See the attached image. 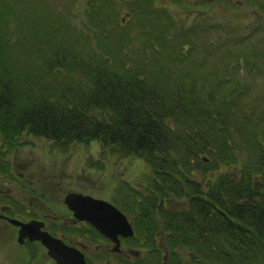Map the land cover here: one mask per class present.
<instances>
[{
    "label": "trees",
    "instance_id": "16d2710c",
    "mask_svg": "<svg viewBox=\"0 0 264 264\" xmlns=\"http://www.w3.org/2000/svg\"><path fill=\"white\" fill-rule=\"evenodd\" d=\"M135 8L142 22L146 7ZM257 8L264 14L263 5ZM146 10L159 19L151 7ZM89 11L85 27L90 35L77 33L63 17L61 23L44 14V28L29 23V34L19 35V41L13 35L16 25L12 33L5 27L13 14L0 10L1 173L9 176L8 154L29 146L22 141L26 137L50 141L60 152L73 144L96 143L106 156L139 159L143 170H148L147 181L151 178L164 186L159 191L161 199L166 198L167 188L179 195L188 192L180 188H186L195 169L203 173L222 168L225 173L218 174L212 188L206 189L209 200L190 199L181 212L182 225L190 228L178 227L176 235L182 244L193 243L180 247L181 264H264V128L260 130L264 110L259 111L253 102L247 111L240 109L239 117L242 97L238 96L245 95L247 86L230 80L206 85L184 76L173 81L160 70V63L154 73L155 86L147 83L136 75L137 65H124L125 29L113 34L108 31L111 15L94 18L97 9ZM20 18L14 14L12 20L21 23ZM171 27L164 26V37ZM166 43L165 38L156 40L153 55L167 50ZM229 62L225 60L224 69ZM232 66L237 69L235 59ZM168 78L171 85L164 84ZM197 155L206 157L207 165ZM232 168L235 176L226 173ZM124 183L120 181L122 187L116 193L134 194L136 190ZM195 188L199 190L198 185ZM172 224L178 226L176 221ZM22 247L24 254L19 249L13 254L14 264L36 263L41 247L37 243Z\"/></svg>",
    "mask_w": 264,
    "mask_h": 264
},
{
    "label": "rangeland",
    "instance_id": "374dc122",
    "mask_svg": "<svg viewBox=\"0 0 264 264\" xmlns=\"http://www.w3.org/2000/svg\"><path fill=\"white\" fill-rule=\"evenodd\" d=\"M70 1L71 3L68 0H34L35 5L29 8L30 4L24 6L29 0H0V10L3 14H15L21 9L24 13L20 21L32 23L33 26L40 23L38 28L41 29L44 28L42 22L44 14L48 17H56V20L61 23L64 19V22L77 33L90 35V31L85 27L87 18L82 6L86 0H81V4ZM144 1L130 0V3L119 6L117 9L116 21L119 23L122 17L126 19L124 29H127V38L131 39L121 51L125 66L134 68L137 65L136 75L142 76L153 86L157 80L154 78V73L160 61L162 63L160 70L162 72L165 70L166 76L171 77V80L176 81L177 77L184 76L207 85L210 81H223L220 78L225 74L221 66L228 57V53H238L233 56L239 55L241 59L250 54L253 61H256L255 54L258 53L257 65L260 67L258 71L260 75L248 73L243 61H240L238 73L234 69L228 70V77H232L230 81L249 86L244 96H238L242 97L241 105L237 107L239 117H242L240 109L247 111L253 102L259 105V111L264 110V18L258 13L260 10L257 8L260 5L264 6V0H206L205 5L192 3L189 5L192 7L183 0H159L156 6L159 9L168 8L169 11L163 14L164 12L158 8L152 10L161 16L158 17L159 19H154L153 13H148L145 9L147 17L141 22L137 18L135 7L137 6V9L149 7ZM23 8L29 9L25 11ZM97 11L100 13L102 9ZM126 11L129 15L127 18ZM98 13H94V18H98ZM167 14L175 20L173 24L168 20ZM12 18L13 15L5 27L8 32H11L13 25L10 22L12 21L17 27L13 35L20 41V36L29 34L28 23L25 26L24 23L14 22ZM150 21H157L158 24L153 22L151 24ZM166 24L168 27L172 26V32L164 37ZM184 27L187 29L183 30ZM108 31L116 34L112 26ZM95 34L99 36L100 30H96ZM101 35H106L104 29ZM162 38L166 39L167 43L164 47L168 49L161 50L155 56L153 55L154 42L156 40L160 42ZM187 40L192 43L189 47ZM247 62H251V57L247 58ZM164 84L171 85L169 78L164 81ZM260 123V130L263 131L264 120ZM22 141L29 142V146L8 154L11 172L7 176L0 171V189L4 190L2 194H4L3 200L6 199L5 203L10 204L12 200L19 202L18 209L22 213L31 206L32 210L28 211L27 216L35 214V208H42L47 216L55 213L63 214L65 206L62 200L67 191L91 195L93 198L106 201L110 199L115 189L122 187L119 185L121 180L134 185L146 183L144 175L148 170L146 168L145 171L143 170L144 164H140L139 159L134 157L122 159L111 154L106 156L99 151V145L96 143L73 144L66 152H60L45 139L26 137L22 138ZM92 163L98 167L91 166ZM234 173L235 171H232L231 174ZM13 175L16 180L12 182ZM187 180L189 184L185 190L194 189L190 182H197V178L192 177ZM5 193H8L10 197H5L7 195ZM1 200L2 197H0V203ZM176 217L181 218L180 215ZM195 226L191 227V231ZM16 233V228L0 223V264H14L12 259L13 254H17L16 249L24 254L23 245L18 247L16 244ZM44 252L42 247L39 248L35 259L37 262L31 264H51V260ZM89 258L92 259V256L89 255Z\"/></svg>",
    "mask_w": 264,
    "mask_h": 264
},
{
    "label": "flooded vegetation",
    "instance_id": "af4514ba",
    "mask_svg": "<svg viewBox=\"0 0 264 264\" xmlns=\"http://www.w3.org/2000/svg\"><path fill=\"white\" fill-rule=\"evenodd\" d=\"M183 1L188 6L192 3H195V5H205L207 3L206 0ZM128 3H130V0H109L110 14L116 18V8ZM148 3H151V1ZM158 3L159 0L153 2L156 5ZM97 6L104 5L98 4ZM121 19V22L126 20ZM192 173L194 174L193 177L197 178V184H194L193 187L198 185L199 190L182 193L183 196L176 194L177 192H174L176 189L167 188V192L163 193L166 198H159V191L164 189V186L159 185L157 181L153 183L154 181L151 178L147 181V177H144L146 183L134 185V183L125 181L126 188L136 190L134 194L123 193L122 195L121 193V196H119L116 193L117 189H113V194L111 193L108 202L126 217L125 219L132 231L130 236L116 235L111 240L101 235L96 229H90L87 222L74 219L73 214L67 208L63 209V214L55 213L53 216H48L47 225L53 230H60V240L65 245L79 250L84 255L86 264H181L180 259L182 260L183 254L179 251L180 247L193 244H182V241L176 235V231L179 230L178 227L180 229L189 228V226L181 223L184 221L181 212L187 209L183 206H187L190 199L207 200L208 198L209 200L210 198V193L206 189L208 184L211 183L212 177L208 176V172L201 173L195 170ZM15 180V175H13L12 182ZM3 191L0 189V197H2L0 223L3 225L6 223L7 226H10L7 219L31 220L26 215H22L21 211H18L19 202L12 200L10 204L5 205ZM5 194H7L5 197H10L8 193ZM67 194L68 191L65 195ZM122 205L126 208L129 207V210L123 211ZM13 211L16 212L13 213ZM39 213L36 211V215H39ZM176 215H180L181 218L176 217ZM172 221H176L178 226H174ZM89 255H93L95 259L91 260ZM193 258L194 255L190 253V260L192 259L191 261L194 263ZM51 263L54 264L52 261ZM196 264L200 263L197 262Z\"/></svg>",
    "mask_w": 264,
    "mask_h": 264
},
{
    "label": "water",
    "instance_id": "95a60500",
    "mask_svg": "<svg viewBox=\"0 0 264 264\" xmlns=\"http://www.w3.org/2000/svg\"><path fill=\"white\" fill-rule=\"evenodd\" d=\"M63 200L75 218L80 221L85 220L100 234L111 240L116 235L130 236L132 234L125 217L105 200H96L75 193L67 194ZM9 222L19 228L18 243L23 244L24 240L38 241L54 263L85 264L84 256L78 250L65 246L62 241L43 232L41 230L43 224L33 221L23 224L17 220H9Z\"/></svg>",
    "mask_w": 264,
    "mask_h": 264
},
{
    "label": "bare ground",
    "instance_id": "6f19581e",
    "mask_svg": "<svg viewBox=\"0 0 264 264\" xmlns=\"http://www.w3.org/2000/svg\"><path fill=\"white\" fill-rule=\"evenodd\" d=\"M229 68V67H227ZM196 158L199 160V162H204L205 165H207V161H205V158L201 155H197ZM198 199V198H195ZM194 202H191V204H193Z\"/></svg>",
    "mask_w": 264,
    "mask_h": 264
}]
</instances>
